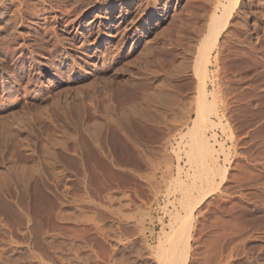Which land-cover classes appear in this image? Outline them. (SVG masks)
<instances>
[{"label": "rangeland", "instance_id": "obj_1", "mask_svg": "<svg viewBox=\"0 0 264 264\" xmlns=\"http://www.w3.org/2000/svg\"><path fill=\"white\" fill-rule=\"evenodd\" d=\"M207 1H4L0 264H176L160 260L156 246L181 209L176 178L185 164L174 147L190 124L197 84L191 57L199 41L187 20L191 2L197 19H207ZM242 1L247 14H235L221 39L220 69L212 71L236 130L228 142L238 151L231 178L242 169L255 175L243 193L260 218L250 243L234 240L228 226L220 246L213 226L230 218L212 206L205 223L202 208L188 264H206L208 255L207 264H264V0ZM240 104L250 108L242 130L234 118ZM21 203L24 224L15 213ZM233 203L228 208H240L239 199ZM204 242L214 243L208 254Z\"/></svg>", "mask_w": 264, "mask_h": 264}, {"label": "bare ground", "instance_id": "obj_2", "mask_svg": "<svg viewBox=\"0 0 264 264\" xmlns=\"http://www.w3.org/2000/svg\"><path fill=\"white\" fill-rule=\"evenodd\" d=\"M4 1L5 0H0V8L2 10H5V12H7V11H9L8 7H7L8 4H5ZM13 1H15V0H13ZM13 1L8 0V2L10 3L9 5H11V3ZM106 1H108L110 3H116V2H122L125 0H106ZM203 1H207V0H203ZM207 2L209 3L208 7L210 10V11L207 10V12L209 14L207 19L204 16L203 17L200 16L197 19L198 16H195V14L193 12V4H191L192 2L190 3V8H189V12H188V20H187L188 21V24H187L188 25V27H187L188 32L191 36L197 37L199 41L195 47V53L191 57V61H192L191 67H192V71L194 73V74L192 73V75H195V77H196L195 83H197V84H196V88H195L196 90L194 93L195 95H192L190 97V101H189L191 104V106H189V107L192 108L191 110H189L190 115H189L188 119L190 120V124H189L186 132L180 134L179 140L177 141V145H176V147H174L175 149L173 148L174 152L177 154L178 162L180 163L184 159V164H185L184 167H178L179 173H178V177L176 178L177 190L183 194V196H182L183 198L181 197L182 200H180L181 209H179V208L176 209V212L174 214L175 216L172 218V221H170L171 223L169 225V230L164 229L162 231V233L159 237V240H158V244L156 246L157 255L160 258V260H162V258H165V259L168 258L167 260H169V261L173 260V263L175 261L176 264H188V262H189V251L191 250L190 248H191V245H192L194 238H195L194 232H195L196 216H197V213H199L202 208H205V213H203L205 223H206V220L208 219V217H210V212H212L211 211L212 206L213 207L215 206L214 207L215 210L217 212H219L223 217L225 216V217L230 218L229 221H219L213 226V229L215 231L214 243L215 244L217 243L218 245L220 244V246H222V243L224 242V239H225V235L223 234L224 231L222 229H224V227H227L228 231H229L230 229L228 226L233 227V229L231 228V230H230L231 232L229 234L234 232V235L236 236V238L234 236V240L239 239V238L241 240V239L245 238L244 239V240H246L245 244L250 243L249 239H251V238H250L249 234L252 232V230L254 231L253 228H255L256 221L259 220V218H260L258 216V214L261 210L260 208L255 206V203L250 202L251 200L247 197L250 194L247 193V195H246L243 193L245 191L243 189L246 188V190H247L248 188H250V186H249L250 183H253V181L256 180V179H254L255 175L252 177L250 174L251 172L247 173L246 171H243V169H242V171L239 172L240 174L236 175V176H238L237 178L236 177L234 179L231 178V170H233L232 167L236 162V159H235L236 157L234 158L233 156L235 153H238V151H236L234 153L233 147L229 146L228 142L229 141L233 142V140H235V138H237V137H235V131L236 130L232 126V123H231L232 121L230 120L231 121L230 122L229 118H228V111H230L228 109V106L230 105L229 104L230 101L229 100L227 101L226 100L227 98L225 100L219 99L220 96H219L217 86L220 84H217V82H216L217 78L215 79V77H216L215 72L212 71L213 67L219 66L218 61L221 58L220 55L223 54V52L221 50V39L226 32L229 33V26L231 24V21L235 19V14L238 17L239 16L238 10H240V12H244L242 14L245 17L247 14L246 13L247 11L246 12L244 11L245 8L243 7V3H242L243 1L242 0H208ZM205 7H206V5H205ZM196 8H199V7H196ZM202 8H203V6H202ZM11 19L12 18L10 17V20ZM4 21H5L4 22L5 24L2 25L3 26L2 28L6 31L10 27L11 24L9 23L10 21H8L7 19ZM11 21L13 22V20H11ZM0 30H1V28H0ZM235 30L237 31L236 33H239L238 35H241L240 33L242 30L239 27L236 28ZM246 30H244V32H247ZM231 32H232L231 36L234 37L235 33H233V31H231ZM230 40L233 41L234 39H230ZM191 42L193 43L194 39H192ZM244 48H246V47H244ZM255 48H254V50H256ZM99 56H101V55H99ZM109 56H110V54H109ZM104 57H105V55H104ZM104 61L106 62V60H103V62ZM234 61H235V59H234ZM219 69H220V66H219L217 71H219ZM134 86L135 85H133V87ZM210 86L213 87V90H209ZM240 86H242V85H240ZM220 88H222V85ZM172 96H174V95H172ZM242 101H244V99ZM242 106L247 107L246 105H241V106L237 107V109L241 108ZM245 109H243V110L238 109L239 111H237L235 109L237 111L236 112L237 116L235 115L234 118H236V120L238 121L237 127L240 129L243 128V122L242 121H243V118L246 116L245 113H247V111L250 108H248V110H245ZM231 111H232V113H234L233 109ZM248 113H249V111H248ZM194 115H196L195 119L193 118ZM9 117H11V116H9ZM247 121H249V120H247ZM19 125H21V123ZM244 127H245V125H244ZM0 131H2V130H0ZM234 147H235V145H234ZM236 147H237V145H236ZM16 149H18V148H16ZM250 149L251 148H249V150ZM233 158H234V160H233ZM239 160L240 159H238V162L241 161V160L240 161ZM242 164H240V165L244 166V164L243 165ZM237 167H239V166H237ZM235 168H236V166H235ZM241 168H239V169H241ZM9 174L10 173H8L7 175H9ZM18 174H15V175H18ZM233 181H235L234 183L236 186L234 185V187L231 188V184L233 183ZM23 184H24V182H23ZM25 184H26V182H25ZM25 184H24V186H26ZM26 187H24V189ZM21 189H19V191H21ZM234 190L238 194H239V191L242 192L238 196L239 203H241V206L238 209L236 207L237 205H234L235 208L234 207L232 209L228 208L229 204H234L233 202H235V200L238 201L237 197H232V193ZM19 191H18V193H19ZM26 191L27 190H25V192ZM20 193H22V192H20ZM55 194H57V193H55ZM26 196H28V195H26ZM4 202L6 203L7 201H4ZM218 203H221V205L220 204L218 205ZM18 204L20 205V203H18ZM21 204H23V203H21ZM19 205H16V206H19ZM23 206H25V205L23 204L22 207ZM9 208H10V206H9ZM17 210H19L18 213L17 212H15V213L19 215L18 218L20 219L21 223L24 224L25 223L24 221L28 217L26 214V209L23 207V208H21V210L18 208H17ZM207 229L208 228H206V230ZM206 230L204 229V231H206ZM221 230L223 231V233H221L222 232ZM209 241H210V239H209ZM208 243L209 242L203 243V245H204L203 247H204L206 254H208L209 251H211L210 250V249H212L211 246L214 244V243L210 244L211 242L209 244ZM218 245H217V247H218ZM241 246L242 245L237 246V247L240 248ZM241 248H240V250H242ZM236 250L240 251L237 248H236ZM200 253H202V252H200ZM244 253H245V251H244ZM211 258L208 255L206 260L207 261L211 260ZM214 258H216V257H214ZM206 260H205V262L207 264ZM236 261L241 262L240 259H236ZM211 262H213V261H211Z\"/></svg>", "mask_w": 264, "mask_h": 264}]
</instances>
